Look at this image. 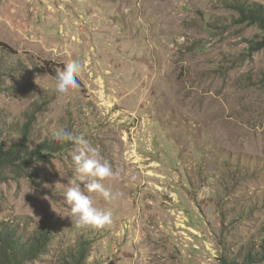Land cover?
Wrapping results in <instances>:
<instances>
[{"label": "rangeland", "instance_id": "1", "mask_svg": "<svg viewBox=\"0 0 264 264\" xmlns=\"http://www.w3.org/2000/svg\"><path fill=\"white\" fill-rule=\"evenodd\" d=\"M224 1L0 0V149L33 114L27 152L65 128L117 173L111 201L81 184L111 222L77 228L76 145L2 171L0 227L55 235L27 264L81 244L86 264H264V33ZM72 60L82 86L60 94Z\"/></svg>", "mask_w": 264, "mask_h": 264}, {"label": "trees", "instance_id": "2", "mask_svg": "<svg viewBox=\"0 0 264 264\" xmlns=\"http://www.w3.org/2000/svg\"><path fill=\"white\" fill-rule=\"evenodd\" d=\"M227 8L234 10L241 22L256 25L264 33V6L257 3H245L242 0L224 1ZM264 48V38L256 43H251L252 51H259ZM64 68V67H63ZM56 76V72L53 73ZM79 82V88L81 83ZM29 121L24 127L22 137L19 143L13 145L8 151L0 149V177L5 168L13 167V173L21 174V166L39 161L48 154L57 153L63 149L61 142L51 140L38 145L34 150L27 152L23 149L24 140L29 133L30 121H33L34 115L28 116ZM5 124L0 121V125ZM17 127V125H13ZM1 128V127H0ZM10 130L11 127H10ZM14 162H20L15 164ZM23 224V223H22ZM18 227H0V264H27L37 260L38 256L47 253L49 244L55 238L50 230L43 227L36 228L29 234L21 233ZM23 226V225H21ZM24 228V226L22 227ZM86 244H81L77 250L68 254V263L65 264H86L87 249ZM264 249V248H263ZM246 260H250V254H247ZM245 264V263H244Z\"/></svg>", "mask_w": 264, "mask_h": 264}, {"label": "clouds", "instance_id": "3", "mask_svg": "<svg viewBox=\"0 0 264 264\" xmlns=\"http://www.w3.org/2000/svg\"><path fill=\"white\" fill-rule=\"evenodd\" d=\"M82 71V64L77 60L68 62L62 70H57L56 91L68 94L79 88L77 77ZM53 138L62 143H72L76 149L72 154L77 178L73 179L63 194L64 202L70 206L71 216L77 228L95 227L102 228L109 224L112 218L110 210H102L94 206L91 196L87 193H97L106 201L114 197L111 191L104 186L102 181L117 175L109 161L101 154L98 147L92 146L82 135H74L65 128H60L53 133Z\"/></svg>", "mask_w": 264, "mask_h": 264}]
</instances>
